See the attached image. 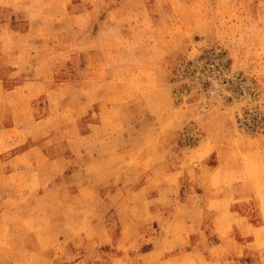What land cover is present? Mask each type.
I'll return each instance as SVG.
<instances>
[{
	"label": "rangeland",
	"instance_id": "obj_1",
	"mask_svg": "<svg viewBox=\"0 0 264 264\" xmlns=\"http://www.w3.org/2000/svg\"><path fill=\"white\" fill-rule=\"evenodd\" d=\"M0 264H264V0H0Z\"/></svg>",
	"mask_w": 264,
	"mask_h": 264
},
{
	"label": "bare ground",
	"instance_id": "obj_2",
	"mask_svg": "<svg viewBox=\"0 0 264 264\" xmlns=\"http://www.w3.org/2000/svg\"><path fill=\"white\" fill-rule=\"evenodd\" d=\"M237 96H238V95H237ZM237 96H236V97H237Z\"/></svg>",
	"mask_w": 264,
	"mask_h": 264
}]
</instances>
